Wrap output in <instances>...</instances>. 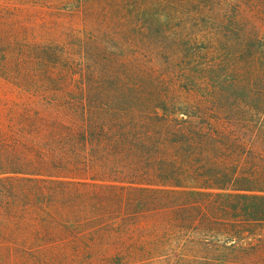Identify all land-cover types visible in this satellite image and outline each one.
Listing matches in <instances>:
<instances>
[{"label": "trees", "instance_id": "16d2710c", "mask_svg": "<svg viewBox=\"0 0 264 264\" xmlns=\"http://www.w3.org/2000/svg\"><path fill=\"white\" fill-rule=\"evenodd\" d=\"M74 2L0 67V264H264V0Z\"/></svg>", "mask_w": 264, "mask_h": 264}, {"label": "rangeland", "instance_id": "374dc122", "mask_svg": "<svg viewBox=\"0 0 264 264\" xmlns=\"http://www.w3.org/2000/svg\"><path fill=\"white\" fill-rule=\"evenodd\" d=\"M74 4V0H0V5L8 8L0 14V67L59 66L56 62H60L59 54L64 48L73 58L82 27ZM46 54L49 62L43 60ZM1 98L15 102L26 95L0 82Z\"/></svg>", "mask_w": 264, "mask_h": 264}]
</instances>
